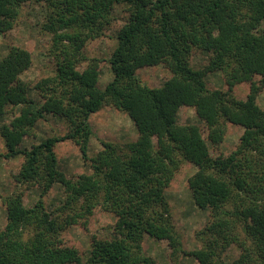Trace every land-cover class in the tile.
I'll use <instances>...</instances> for the list:
<instances>
[{"label": "trees", "instance_id": "1", "mask_svg": "<svg viewBox=\"0 0 264 264\" xmlns=\"http://www.w3.org/2000/svg\"><path fill=\"white\" fill-rule=\"evenodd\" d=\"M31 3L46 9L42 29L51 37L54 68L32 96L22 79L33 66L32 54L11 46L0 60V139L6 147L0 159L23 156L15 180L41 194L32 208L23 192L4 200L8 223L0 228V264H156L143 251L145 236L168 242L172 257L190 255L199 264H264V110L258 104L264 0H0V38ZM117 8L128 16L116 49L108 61L88 62L84 49L104 36ZM195 51L209 55L205 68L192 66ZM107 62L113 79L102 90ZM161 65L172 74L162 87L137 77L139 69ZM214 73L224 75L227 92L208 89L206 78ZM245 82L251 93L240 101L233 88ZM183 106L195 109L214 148L225 141L228 123L243 127L237 149L213 157L200 127L178 124ZM105 107L126 113L138 139L125 145L101 141L91 157L89 119ZM49 117L65 121L68 132L23 148ZM65 141L78 146L89 172L73 178L61 169L56 148ZM184 163L197 169L189 179L195 206L210 212L197 233L202 247L191 253L183 248L166 196ZM55 186L64 199L50 210L44 198ZM97 209L116 217L115 235L93 237L84 259L66 246L63 233L78 225L87 229ZM232 246L241 253L228 263L224 254Z\"/></svg>", "mask_w": 264, "mask_h": 264}, {"label": "rangeland", "instance_id": "2", "mask_svg": "<svg viewBox=\"0 0 264 264\" xmlns=\"http://www.w3.org/2000/svg\"><path fill=\"white\" fill-rule=\"evenodd\" d=\"M115 21L100 39L88 43L84 49L88 62L92 59L108 61L118 45V33L127 21V13L121 8L115 10ZM46 20V9L42 4L31 3L22 6L20 17L13 31L0 38V60L7 55L11 46H17L28 50L33 57L32 68L23 75L22 79L29 84L32 96L35 94L34 86L41 79L52 74L53 62L48 55L51 45V37L47 35L43 28ZM86 62L80 70H84ZM209 62V55L201 51H195L192 57V66L195 69H203ZM137 77L151 88H160L172 77L171 72L164 66L144 67L137 71ZM113 79L110 64L107 62L102 65L99 87L104 90L106 85ZM260 81L261 77H257ZM206 84L211 91L227 92L229 87L225 82L222 73H214L206 78ZM251 93V84L242 83L233 88L234 96L240 100H247ZM258 104L264 110V88L259 97ZM10 119L5 120L9 123ZM178 124L182 126L196 125L201 128L204 139L210 146L213 157L220 155H229L237 149L240 138L244 133V128L231 123L227 124L225 141L221 146L214 148L208 140V131L206 125L201 122L193 107L183 106L178 112ZM4 121H0V127ZM90 126L93 129L94 136L91 140L90 153L94 157L101 149V141H109L120 145L136 142L138 132L132 119L121 111L113 107H105L89 119ZM68 132V126L65 121L49 117L42 121L36 128L37 137L25 142L23 148L30 149L34 144L40 143L43 139L52 136H63ZM6 153V147L0 139V154ZM56 154L59 159L61 169L68 177H75L90 171L81 157L78 146L71 141L61 142L56 148ZM24 163V157L7 160L0 159V228H5L7 221V211L4 200L13 193L23 192L24 204L32 208L40 200L41 191L37 187L25 189L19 185L15 176L19 173ZM197 169L192 163H184L181 169L176 173L173 182L166 191L168 203L171 208L172 222L178 232L183 248L191 253L202 247L197 233L203 230L210 221V212L200 210L195 206L189 189V179L196 173ZM64 199L63 190L60 186H55L44 198L48 209L52 210L60 205ZM116 217L113 214L106 213L97 209L90 218V223L86 228L74 226L63 233V239L66 246L79 250L81 256L85 259L89 256L91 250L92 238L97 237L100 240L113 239ZM144 253L151 257L156 264H199L198 261L190 255L180 254L172 257V251L168 242L156 241L149 236H145L143 241ZM240 249L232 246L224 254V260L228 263L236 260L240 256Z\"/></svg>", "mask_w": 264, "mask_h": 264}]
</instances>
